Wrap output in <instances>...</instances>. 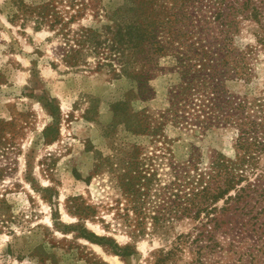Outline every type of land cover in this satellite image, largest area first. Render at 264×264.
I'll return each instance as SVG.
<instances>
[{
  "label": "rangeland",
  "instance_id": "obj_1",
  "mask_svg": "<svg viewBox=\"0 0 264 264\" xmlns=\"http://www.w3.org/2000/svg\"><path fill=\"white\" fill-rule=\"evenodd\" d=\"M23 1L27 6L51 1L64 22H71L64 37L37 28L33 19L13 20L11 0H0V264H155L179 236H195L198 223L185 219L157 232L148 222L144 233L131 226L119 188L128 163L152 166L165 185L174 166L192 158H199L201 170L215 154L233 159L237 139L234 128L200 129L163 118L168 92L179 81L175 60L153 56L145 65L135 38L148 17L163 16L174 0ZM89 28L100 31L102 54L71 68L63 58L66 42L74 45ZM234 46L249 54L252 77L228 81L226 89L241 99L264 101L259 24L242 20ZM143 75L151 78L148 91ZM48 101L58 109V137L51 143L44 140L53 122ZM257 168L251 180L264 175V155ZM77 208L89 217L81 220ZM80 226L134 254L122 258L79 238V229L73 230ZM218 242L226 251L232 239L219 236ZM180 258L178 264H190L195 257L188 247ZM232 258L237 257L228 252L215 256L217 264Z\"/></svg>",
  "mask_w": 264,
  "mask_h": 264
},
{
  "label": "trees",
  "instance_id": "obj_2",
  "mask_svg": "<svg viewBox=\"0 0 264 264\" xmlns=\"http://www.w3.org/2000/svg\"><path fill=\"white\" fill-rule=\"evenodd\" d=\"M11 2L13 20L33 19L37 28L48 27L67 36L64 31L71 21L64 22L53 2L37 6H27L23 0ZM163 10V16L148 17L147 26L135 38L145 65L153 56L175 60L179 81L168 92L170 107L163 118L200 129L234 128L235 156L215 154L204 170L199 168V158H192L174 166L172 180L165 185L152 166L129 162L127 172L119 178L126 200L124 216L142 233L148 222L157 232L185 219L198 223L195 236H179L168 251L158 253L155 264H178L188 247L195 257L190 264H217L215 256L221 257L223 252L237 257L228 264H264V175L254 180L248 176L258 169L264 155V101L241 99L226 89L228 81L252 77L249 54L234 46V38L242 20L255 21L264 32V0H174L172 8ZM101 37L97 29H82L74 45L67 40L64 62L76 68L87 57L100 54ZM150 80L143 75V89L149 90ZM46 107L53 122L45 130L44 140L51 143L58 137V109L50 101ZM2 126L0 121V142ZM74 213L81 220L89 217L80 208ZM76 229L79 238L109 248L117 256L134 254L130 247L121 248L84 227L73 231ZM219 236H230L229 250L218 242Z\"/></svg>",
  "mask_w": 264,
  "mask_h": 264
}]
</instances>
